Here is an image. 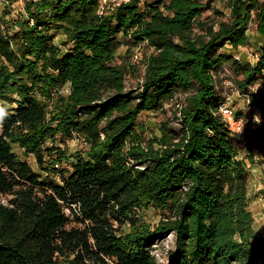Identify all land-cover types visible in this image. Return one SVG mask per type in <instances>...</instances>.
I'll return each mask as SVG.
<instances>
[{"label": "trees", "instance_id": "16d2710c", "mask_svg": "<svg viewBox=\"0 0 264 264\" xmlns=\"http://www.w3.org/2000/svg\"><path fill=\"white\" fill-rule=\"evenodd\" d=\"M218 1L226 13L212 0H127L103 13L99 0H23L0 15V264H163L151 245L169 234L164 264H264L247 202V163L264 162V101L251 89L264 79V0ZM251 27L252 63L226 48L246 45ZM141 43L151 50L129 88L136 67L117 52ZM224 76L261 117L234 110L238 135L218 113L232 91ZM174 97L177 125L145 136L138 116ZM74 138L86 147L73 157L45 145Z\"/></svg>", "mask_w": 264, "mask_h": 264}, {"label": "rangeland", "instance_id": "374dc122", "mask_svg": "<svg viewBox=\"0 0 264 264\" xmlns=\"http://www.w3.org/2000/svg\"><path fill=\"white\" fill-rule=\"evenodd\" d=\"M117 0H106L104 3L105 8L111 7V3L113 4ZM205 1V0H200ZM211 5L214 8H217L226 13L227 11L222 8L221 3L218 0H212ZM23 11V0H2L0 2V15L4 13H8L6 17H15L18 13ZM214 17V13L211 9H206L202 12L201 18L212 19ZM223 20H227L228 16L222 17ZM54 42L56 44H60L62 40V36L59 33L54 32ZM248 43L246 45H241L237 49L231 50L230 46H226L229 51H231L238 59L242 61L254 62L253 52H258L261 44V40L257 33L254 31L253 27L250 29V33L247 32ZM126 46L122 45L118 49V54L122 56L123 54H127L128 60L131 64L135 65L136 73L135 75H127L125 79L126 87L133 88L137 83L141 80V75L143 73V56L148 54L151 49H149L145 43H141L138 46H134L129 48V51H126ZM229 89V88H228ZM227 89V90H228ZM252 90L258 91L261 99L264 101V79L257 81L254 86L251 88ZM61 93H67V87L61 88ZM230 105L235 111L246 112L248 117L251 119V122L259 123L254 120L259 117V114L256 108L252 107L249 103L247 104L245 98L239 95L236 91H230ZM180 97V96H179ZM179 97H174L172 100L164 103L162 110L156 112H143L141 113L137 121L143 124L146 128L144 130V135L149 136L150 132L158 135V125L162 121H167L172 119V123L177 125V122L173 117L179 116L178 108L180 107ZM47 147L56 145L61 149H66V153L69 157L75 156L82 148H85L86 145L79 139L74 138L68 140L65 145L60 143L54 144L52 141L47 140ZM236 151L239 157H242L246 154L247 149L244 147L241 141L235 142ZM13 151L18 155L20 159H25L29 165L34 169L38 170L36 166V160L31 155H24L22 149L17 147L15 144H12ZM58 164V162H57ZM264 178V162H260V160H256L253 165L247 163V202L248 209L253 216V229L254 233L257 237L264 241V196L258 193L259 189H261L263 185ZM4 200V199H3ZM141 216L145 222L155 224L158 221L159 214L154 212L152 209H148L143 211ZM73 222H70L69 225H73ZM128 229V224L123 226V230L126 231ZM173 248V236L171 234L166 235L163 239L156 240L151 245V253L156 257V259L161 262H166V253L169 249Z\"/></svg>", "mask_w": 264, "mask_h": 264}, {"label": "built area", "instance_id": "2783aa9c", "mask_svg": "<svg viewBox=\"0 0 264 264\" xmlns=\"http://www.w3.org/2000/svg\"><path fill=\"white\" fill-rule=\"evenodd\" d=\"M2 0H0L1 2ZM106 0H99V6H98V13H103L107 9H112L114 6L120 4L121 2H126L127 0H117L113 4L111 3V7L105 8L104 3ZM229 46V45H227ZM236 59H238L237 56L234 55ZM254 59V57H253ZM222 84L224 85L225 88L232 89L233 91H236L239 95H241L236 89H233V82L232 79L228 76H224L222 80ZM68 89V88H67ZM224 100L218 105V113L221 115L222 119L225 121L228 129L233 133V134H240L242 131V128L244 126L245 121L241 117H236L234 115V109L230 105V98L231 95L230 93L223 92ZM242 96V95H241ZM247 104L249 103L248 99L244 97ZM255 108V106H252ZM259 114V113H258ZM256 122H261V117L255 118ZM237 141H241L245 147V140L242 139L241 137L238 138Z\"/></svg>", "mask_w": 264, "mask_h": 264}, {"label": "clouds", "instance_id": "9594fccd", "mask_svg": "<svg viewBox=\"0 0 264 264\" xmlns=\"http://www.w3.org/2000/svg\"><path fill=\"white\" fill-rule=\"evenodd\" d=\"M5 115H6V113H5L4 109L0 108V120H2Z\"/></svg>", "mask_w": 264, "mask_h": 264}, {"label": "crops", "instance_id": "0c3cea01", "mask_svg": "<svg viewBox=\"0 0 264 264\" xmlns=\"http://www.w3.org/2000/svg\"><path fill=\"white\" fill-rule=\"evenodd\" d=\"M250 33V31H248Z\"/></svg>", "mask_w": 264, "mask_h": 264}]
</instances>
